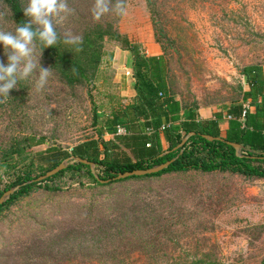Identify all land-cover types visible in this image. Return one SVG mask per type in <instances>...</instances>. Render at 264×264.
Listing matches in <instances>:
<instances>
[{
  "label": "trees",
  "instance_id": "16d2710c",
  "mask_svg": "<svg viewBox=\"0 0 264 264\" xmlns=\"http://www.w3.org/2000/svg\"><path fill=\"white\" fill-rule=\"evenodd\" d=\"M230 1L145 0L154 41L162 54L147 56L139 46L130 45L135 99L125 104L120 97L110 95L107 102L97 105L93 91L106 55L105 43L121 38L118 26L123 15L111 11L117 0H111L110 11L99 19L93 15L95 0H57L66 8L47 17L57 36L56 45L47 48L39 35L43 26L23 15L27 0H0V31L14 34L15 28L27 21L34 33L28 45L32 52L17 61L15 76L23 73L29 60L36 65L27 79L17 81L9 95H0V198L21 186L0 206V223L9 229L0 233V264H220L210 251L172 246L182 239L171 229L189 220H183L179 213L185 210L190 215L192 211L164 190L153 194L152 189L155 184L183 183L214 174L264 180V154L237 156L229 144L264 152L247 141L238 125H234L233 135L227 133L222 138L224 141L202 137L221 138L220 117L201 120V108L195 102L177 98L169 65V58L179 55L175 46L182 23H187V10L205 4L228 6ZM123 3L126 8L127 0ZM14 55L18 54L11 46L0 43V66H9ZM263 64H249L241 71L250 91L244 92L241 84L236 88V97L228 103L233 106L228 114L231 119L247 116L242 104L261 87ZM41 69H49L50 76L38 90ZM5 82L0 81V86ZM75 103H88L90 125L98 133L97 138L79 141L68 151L58 141L64 126L77 124L72 117ZM181 112H187L185 119ZM58 117L67 119L62 123ZM118 126L127 134L117 136ZM102 133L114 139L106 141ZM190 133L194 135L177 150ZM161 136L167 143L165 150ZM46 144L45 150H34ZM71 157L99 167L97 178L88 165L71 162L49 179L35 182ZM171 160L159 173L113 180L118 174ZM65 177L70 181L67 190L90 187L91 195L72 198L74 193L70 196L61 185ZM197 188L189 186L185 192L197 195ZM191 205L195 209L199 204Z\"/></svg>",
  "mask_w": 264,
  "mask_h": 264
},
{
  "label": "rangeland",
  "instance_id": "374dc122",
  "mask_svg": "<svg viewBox=\"0 0 264 264\" xmlns=\"http://www.w3.org/2000/svg\"><path fill=\"white\" fill-rule=\"evenodd\" d=\"M185 16L187 23H182L175 46L179 55L174 53L169 58L177 98L195 102L200 108L227 106L236 97L243 68L264 63V0H231L228 6L205 4L188 9ZM118 29L121 38L105 43L106 55L93 91L97 105L107 102L110 95L120 97L114 53L128 52L130 45L139 46L145 53L146 46L155 43L145 0H127ZM21 64L25 62L22 60ZM72 112L77 124L64 126L58 141L68 151L79 141L97 138L98 133L90 125L88 103H75ZM67 117L57 119L63 123ZM47 147L46 144L34 150ZM69 164L72 163H66ZM93 168L98 174L100 168ZM69 183L67 177L61 181L67 194L74 193L72 198L84 199L92 193L90 187L76 192L67 190ZM196 185L197 195L185 192ZM152 190L153 194L164 190L170 198L187 203L192 211L190 215L185 210L180 212L179 216L188 222L171 229L182 239L178 245L172 243L174 248L210 251L220 264H264V180L214 174L188 178L183 183L155 184ZM193 201L199 204L195 209ZM5 225L0 223V233L9 232Z\"/></svg>",
  "mask_w": 264,
  "mask_h": 264
},
{
  "label": "crops",
  "instance_id": "0c3cea01",
  "mask_svg": "<svg viewBox=\"0 0 264 264\" xmlns=\"http://www.w3.org/2000/svg\"><path fill=\"white\" fill-rule=\"evenodd\" d=\"M146 55L147 56H160L161 51L159 46L150 42L146 46ZM124 57L125 60H122ZM113 63L117 69L116 81L119 83V96L125 104L133 102L135 99L136 93L134 90V80L132 77L131 70V53L119 51L114 53ZM263 82L261 87L254 92V96L249 97L242 104L243 111L246 112V117H234L233 119H227L228 114L232 111V105L228 104L227 106H216L211 108H201L198 110V117L201 120H215L216 117H220L218 120V125L220 128V136L224 138L227 133L233 135L234 125H238L239 132L246 136L247 141H251L254 147L264 149V64L261 65ZM240 84L243 87V91L249 93L250 85L247 80V77L241 72V82ZM182 118L187 117V112H181ZM253 137L254 140L250 139ZM114 136L111 134H106L104 140L110 141L113 140ZM160 144L163 150L167 148V143L163 136L160 137ZM240 153L246 155L247 153L253 155L264 154L260 149H253L249 146L240 145Z\"/></svg>",
  "mask_w": 264,
  "mask_h": 264
},
{
  "label": "clouds",
  "instance_id": "9594fccd",
  "mask_svg": "<svg viewBox=\"0 0 264 264\" xmlns=\"http://www.w3.org/2000/svg\"><path fill=\"white\" fill-rule=\"evenodd\" d=\"M111 0H95L93 6V15L96 19L105 15L110 11ZM66 4L64 2L57 4V0H27V7L23 9V15L25 17H31L36 22L43 26V31L40 32V37L44 41V48L49 46H55L57 43L56 33L47 17L49 14L55 15L57 10L64 11ZM115 11L119 15H123L125 12V6L123 0H117L114 8L111 11ZM34 33L30 30V24L25 21L15 28L13 32L0 31V41L7 46H11L18 55H14L10 58V65L7 67L0 66V81H6L0 86V95H9V90L13 89L17 85L18 80L27 79L29 73L32 72L34 66L33 62L29 60L27 66L24 68L23 73L16 77L17 61L21 57H28L32 49L28 45L33 40ZM65 43L71 44V41H65ZM50 76L49 69H41L39 78L37 80V89H43L48 83Z\"/></svg>",
  "mask_w": 264,
  "mask_h": 264
},
{
  "label": "water",
  "instance_id": "95a60500",
  "mask_svg": "<svg viewBox=\"0 0 264 264\" xmlns=\"http://www.w3.org/2000/svg\"><path fill=\"white\" fill-rule=\"evenodd\" d=\"M193 135H194V133H190L187 137H185L176 149L177 150L181 149L184 146V144L187 142L188 137L193 136ZM202 137L208 141H224L222 138H214V137L206 136V135H203ZM229 144L235 149L237 156H240V154H241L240 153V146L238 144H234V143H229ZM67 162L82 163L84 165H88L91 168L92 174L97 178L96 172L93 168L94 167L93 163L88 162L86 160H82L80 158L71 157V158L65 160L64 162H62L61 164H59L53 170L47 172L45 175L37 178L35 180V182H42V181H45V180L49 179L50 177L56 175L58 172L64 170L67 167V165H66ZM172 162H173V160L168 161V162L161 164L159 166H155V167L150 168V169L134 170L131 172L121 173V174H118L117 176H115L113 178V180H121V179H126L129 177H142V176H147V175H153V174L159 173V172L163 171L164 169L168 168ZM101 182L107 183L108 180L107 181H101ZM29 183H31V182L25 183L23 185H27ZM20 188H21V186H16V187L8 190L7 192H5L0 198V206L3 205L9 199V197L11 195H13L15 192H17Z\"/></svg>",
  "mask_w": 264,
  "mask_h": 264
},
{
  "label": "built area",
  "instance_id": "2783aa9c",
  "mask_svg": "<svg viewBox=\"0 0 264 264\" xmlns=\"http://www.w3.org/2000/svg\"><path fill=\"white\" fill-rule=\"evenodd\" d=\"M227 119H231V117L228 116ZM162 129H164V127H162ZM126 134H127V131H126L125 128H123V127H121V126H118V127L116 128V135H117V136H124V135H126Z\"/></svg>",
  "mask_w": 264,
  "mask_h": 264
}]
</instances>
